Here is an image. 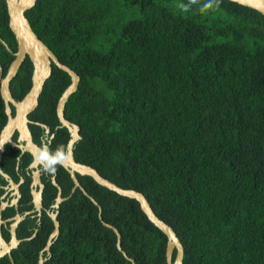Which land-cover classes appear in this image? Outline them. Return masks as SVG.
I'll return each instance as SVG.
<instances>
[{
  "label": "trees",
  "instance_id": "trees-1",
  "mask_svg": "<svg viewBox=\"0 0 264 264\" xmlns=\"http://www.w3.org/2000/svg\"><path fill=\"white\" fill-rule=\"evenodd\" d=\"M189 3L38 0L26 14L81 78L65 106L81 127L79 160L142 192L180 238L184 264H264V15L231 0L205 13L199 0L182 11ZM17 47L0 0L4 74ZM33 68L27 57L11 89L28 91ZM70 83L53 65L37 112L57 119ZM87 178L102 219L118 229L135 264H167V236L139 202ZM81 196L62 204L60 236L44 264H132L98 206ZM43 222L13 251L14 263L5 256L0 264H38L54 228L49 216Z\"/></svg>",
  "mask_w": 264,
  "mask_h": 264
},
{
  "label": "flooded vegetation",
  "instance_id": "flooded-vegetation-1",
  "mask_svg": "<svg viewBox=\"0 0 264 264\" xmlns=\"http://www.w3.org/2000/svg\"><path fill=\"white\" fill-rule=\"evenodd\" d=\"M4 44L6 45L5 42ZM7 49L10 52L12 51L10 47H7ZM16 52H13V60L16 57ZM26 60L27 57L25 61ZM25 61L23 63H25ZM1 67L3 70L2 76L4 77L7 72L4 74V68L2 65ZM21 67L19 68L18 73ZM32 83L31 75V86L28 91H24L23 87L20 89L15 87V91L11 89L12 95L17 102H21L26 98L27 93L32 87ZM40 106L41 100L39 98L38 106L31 111L28 116L27 112L24 114L25 116H22L21 112L19 114L18 107L13 103H10L11 114L9 115L4 101V113L6 116H3L0 121V143H3V147L0 148V228L6 243L12 245V243H15L12 231L14 230L15 224L18 223L16 237L20 240L18 246H15L11 253L6 255L9 256L11 260L13 259V251L18 249L24 240L31 241L42 231L44 224L43 221L46 216L50 217L55 228V221L52 215L57 214L56 218L59 221L62 204L74 197L75 199L80 200L82 199V194L92 202V198L97 201L89 191L88 175H82L73 167L76 162L86 165L89 164L79 160V158L85 159V157L82 158L79 153L77 154V145L83 138L81 127L66 116L65 118L68 121L79 126V134L81 135V138L74 143L73 156L68 162V165L58 167L54 176L43 173L36 167H30L32 157L29 145L31 143L39 144L40 138L45 129H47L50 134L51 147L53 149L58 145L69 143L73 138L72 130L62 124L59 116H56L57 119L55 116H46L45 112L41 109L37 112ZM74 175L78 180V184L75 181ZM93 203L95 204V202ZM95 205L99 208L100 216V208L102 207L99 202ZM103 221L104 220L102 219V222ZM21 228L27 230L23 231V233L27 232V236H19L18 233ZM54 228L50 234L53 232ZM43 249L40 252V256L42 255L44 258L52 256H44V253L47 252Z\"/></svg>",
  "mask_w": 264,
  "mask_h": 264
},
{
  "label": "water",
  "instance_id": "water-1",
  "mask_svg": "<svg viewBox=\"0 0 264 264\" xmlns=\"http://www.w3.org/2000/svg\"><path fill=\"white\" fill-rule=\"evenodd\" d=\"M38 0H6L8 14H9V26L15 35L18 44V50L16 57L12 61L6 75L3 77V70L0 65V83H1V95L6 103L7 113L11 114L10 103L16 105L22 116L27 112L28 114L33 111L39 104V98L43 92L46 81L51 77L53 72V65H56L59 69L67 72L71 77V83L64 90L60 96L57 104V115L64 126L69 127L73 132V138L70 140L73 144L76 140L81 138L79 134V126L71 123L65 118V106L72 94H74L80 84L81 78L79 74L68 65L62 63L55 53L41 40L33 30L31 23L27 17V11L33 8ZM239 4L251 7L258 10L264 15V0H231ZM9 48V47H8ZM26 57H29L33 63L32 74V87L27 93L26 98L23 101L17 102L11 92V81L16 77L19 68L22 66ZM27 110V111H26ZM68 163L65 165L67 166ZM74 169L80 172L82 175L91 176L98 184L118 193L121 196L135 199L139 202L142 211L146 214L148 219L167 236V248H166V260L167 264H184V245L175 232L174 228L167 222L162 220L152 208L147 197L140 191L131 188H123L112 182L111 180L103 177L100 172L89 165L83 163H75ZM75 181L78 184V180L74 175ZM95 204L98 202L92 198ZM57 214H53L52 217L55 221V228L50 234L46 243L44 251L48 255H52L51 248L54 242L58 239L60 234V223L56 218ZM100 218L102 219V208H100ZM103 224L109 228H112L118 238L117 246L124 256L135 264L134 259L130 258L121 246V234L118 229L111 224L103 221ZM18 223L15 224L12 235L15 243L9 245L6 243L2 231L0 228V259L11 253L15 246H18L20 240L16 237V228ZM14 245V246H13ZM175 254V255H174ZM48 258L40 256L38 264H44ZM13 261V259H12ZM14 262V261H13Z\"/></svg>",
  "mask_w": 264,
  "mask_h": 264
},
{
  "label": "clouds",
  "instance_id": "clouds-1",
  "mask_svg": "<svg viewBox=\"0 0 264 264\" xmlns=\"http://www.w3.org/2000/svg\"><path fill=\"white\" fill-rule=\"evenodd\" d=\"M199 0H190L188 5H182L181 10L187 12L190 10V5L197 4ZM218 0H204V3L200 6V12L205 13L209 9L217 6ZM3 147V143H0V148ZM31 151V163L30 167H36L43 173H47L50 176H54L58 167L65 166L73 156L74 144L69 142L67 144L58 145L55 149L51 147L50 134L45 129L43 135L40 138V143H31L29 145Z\"/></svg>",
  "mask_w": 264,
  "mask_h": 264
}]
</instances>
